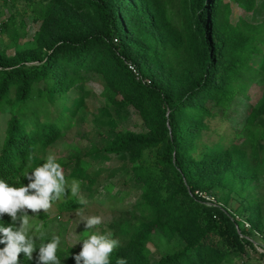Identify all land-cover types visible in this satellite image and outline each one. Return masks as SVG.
<instances>
[{"label": "trees", "instance_id": "trees-1", "mask_svg": "<svg viewBox=\"0 0 264 264\" xmlns=\"http://www.w3.org/2000/svg\"><path fill=\"white\" fill-rule=\"evenodd\" d=\"M25 2L37 23L31 45L17 48L24 24L16 25L12 14L0 23L1 32L10 27L13 47L7 53L0 46V116L7 115L0 179L27 184L24 174L43 163V153L68 127L71 115L63 105L69 91L95 75L105 103L132 110L141 125L113 130L101 145L90 144L84 156L61 164L66 180L94 187L92 176L81 180L66 170L85 176L93 169L85 157L95 154L126 160L123 179H101V192L92 196L121 212L110 224L120 241L110 264L117 258L127 264H234V257L237 264H264V152L257 146L264 140V21L230 20V5L249 13L255 0ZM237 113L242 121L227 144L198 141L206 118ZM124 183L135 190L126 204L129 190L117 189ZM82 195L56 201V211L79 210ZM32 217L44 221L47 214ZM11 223L8 215L0 217V225ZM158 238L172 250L151 260L149 246ZM74 253L57 250L59 259L65 254L75 264ZM19 260L35 264L23 253Z\"/></svg>", "mask_w": 264, "mask_h": 264}, {"label": "rangeland", "instance_id": "rangeland-1", "mask_svg": "<svg viewBox=\"0 0 264 264\" xmlns=\"http://www.w3.org/2000/svg\"><path fill=\"white\" fill-rule=\"evenodd\" d=\"M6 3V5H3L2 0H0V23H4V20L12 14L16 25L19 21L24 24V36L18 38L16 44L17 48H25L31 45V35L37 27V23L31 21V7L25 0H7ZM230 8V20L232 22H234L237 17H243V19L249 23L264 21V0H255V6L249 13H244L238 7L232 5H230ZM9 28L10 27H7L5 32L0 31V46L7 49V53H11L13 49L9 37ZM101 90V79L93 75L86 77L83 83L69 91L68 98L63 105V110L71 115L69 116L68 127L63 131L62 136L52 143L43 153L45 158L49 154H52L57 157L60 164H65L76 156H84V152L90 147V144L97 146L101 145L105 138L111 135L113 130L125 128L138 130L141 127L139 118L132 110L118 112L113 109V107L107 105L101 97ZM249 93L253 94L252 99L250 98L248 101V103L251 104L259 95V86L251 89ZM6 118V114L2 117L0 116V143L5 127L4 120ZM204 121L207 128L200 133L198 141L207 146H212L214 143L216 144V142L225 145L228 143V140L232 138L236 130V128L234 129L236 122L242 121V115L238 113L235 115L231 114L227 119L215 115L214 117L206 118ZM260 122L263 124V120L260 119ZM259 131H263L264 137V130L260 129ZM257 146L260 153L264 152V140H261ZM245 147L247 154L251 152L246 145ZM33 159L35 160V158ZM85 160H88L87 167H93L85 176L83 170L80 169L74 170V168L71 167L70 171H66L73 177L81 180L89 176L94 178V187H91L89 183H87L86 186H84V184L80 185L79 195L83 194L87 203L79 210L58 213L55 206L56 201H54L50 210L45 212L47 217L44 221L34 217H32L30 221L34 225H42L41 230L44 233V239L49 240L53 235H59L61 237L58 250L64 251L70 248L74 252H79L80 243H77V241L83 237V233L86 230L84 222L81 221L82 216H101L103 222L94 229L89 230L90 232L95 231L101 234L111 233L112 227L110 224H112L117 217L119 218L121 216L120 211L117 212L105 209L104 207L107 204L101 205L95 201L92 196L93 194L98 195L101 192L99 186V181L101 179L105 183L116 182L123 179V176L128 173L127 170H125V158L120 159L116 156L100 157V154H95L85 157ZM117 189L121 191L129 190L124 203L132 202L135 196V190L130 188L129 183L120 184ZM258 192L260 193L261 191L258 190ZM69 195L71 194L69 193ZM106 195L107 193H103V196ZM78 211L81 215H77ZM237 218H239L238 215ZM238 222L242 223L241 221ZM36 242L37 244L40 243L39 240ZM152 244L153 246H149V257L151 260H156L159 252L172 250L171 245L167 244L162 238L156 239ZM60 260L61 264H74L69 263L65 254L62 255ZM238 262L239 260L234 257V264Z\"/></svg>", "mask_w": 264, "mask_h": 264}, {"label": "clouds", "instance_id": "clouds-1", "mask_svg": "<svg viewBox=\"0 0 264 264\" xmlns=\"http://www.w3.org/2000/svg\"><path fill=\"white\" fill-rule=\"evenodd\" d=\"M23 177L27 184L20 187L11 186L0 179V217L6 214L12 221L7 226L0 225V244L4 245L0 248V264H20L21 253L27 260H34L35 264H61L57 256L61 237L53 235L51 239L45 240L42 225H34L30 221L39 212H48L54 201L69 193L72 197H77L80 193V181L66 180L61 164L52 154ZM79 203L83 205L87 201L80 196ZM77 215L81 213L78 211ZM81 221L86 230L77 241L80 243L79 252L72 255L75 264H110L109 257L119 247L120 241L112 238L110 232L101 234L89 231L103 222L101 216H82ZM37 240L40 241L39 246L36 244ZM116 264H127V261L117 258Z\"/></svg>", "mask_w": 264, "mask_h": 264}, {"label": "built area", "instance_id": "built-area-1", "mask_svg": "<svg viewBox=\"0 0 264 264\" xmlns=\"http://www.w3.org/2000/svg\"><path fill=\"white\" fill-rule=\"evenodd\" d=\"M127 67H128V69L133 73V75H134V77H135L136 79H139V78H140V77H139V74H138V72H137V70L135 69L134 66L128 64ZM195 193H196L198 196L203 197L205 200H210V201L213 200L212 197H211V196H208L205 192H201V191H198V192H197V191H196ZM235 218H237V217H235ZM237 219H238V218H237ZM238 220L242 222V225H243L244 228H246V229L249 228L248 224H247L245 221L240 220V219H238ZM252 232L256 235V237L259 238L258 234H257L255 231L252 230ZM257 250H258V251H262L263 248H261V247L258 246Z\"/></svg>", "mask_w": 264, "mask_h": 264}]
</instances>
